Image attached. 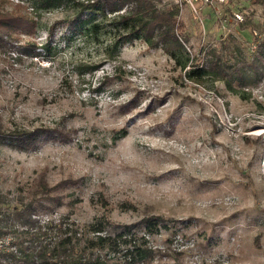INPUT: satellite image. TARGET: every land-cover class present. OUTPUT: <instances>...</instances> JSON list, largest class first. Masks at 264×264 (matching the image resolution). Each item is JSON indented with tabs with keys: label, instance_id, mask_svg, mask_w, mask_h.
Here are the masks:
<instances>
[{
	"label": "rangeland",
	"instance_id": "rangeland-1",
	"mask_svg": "<svg viewBox=\"0 0 264 264\" xmlns=\"http://www.w3.org/2000/svg\"><path fill=\"white\" fill-rule=\"evenodd\" d=\"M17 2L38 26L0 40V206L43 178L59 200L40 220L98 229L84 264H264V0H162L179 42L110 50L74 3L0 7ZM23 129L41 130L27 148L1 134Z\"/></svg>",
	"mask_w": 264,
	"mask_h": 264
},
{
	"label": "trees",
	"instance_id": "trees-1",
	"mask_svg": "<svg viewBox=\"0 0 264 264\" xmlns=\"http://www.w3.org/2000/svg\"><path fill=\"white\" fill-rule=\"evenodd\" d=\"M66 1L79 7L80 14L88 13L89 18L77 20L80 26L88 22L82 32L96 36L106 26L109 32L112 31V41L106 44V48L109 50L122 46L128 39L140 38L151 46H156L165 40L180 41L177 29L181 23L177 18L179 12L177 4L159 6L158 3L162 0ZM61 2L62 0H32L33 6L45 9L58 6ZM27 7L20 2L15 3L12 9L0 7V40L11 37L13 42H16L21 33L35 32L38 20L27 11ZM94 15H100L101 18L90 21V17ZM13 34L16 35L15 38ZM262 59H264V38L258 42L256 57L250 63L251 69L256 75L259 61ZM207 67L209 74H212L213 77L227 75L225 62L221 63L219 59L210 60ZM259 71L262 74L263 68ZM234 72L238 76L235 79L239 84L247 82L242 69L235 68ZM1 131L4 130L0 128ZM8 132L1 134L4 137H9L12 144L21 148L30 147L41 135L40 129H23L19 132L9 130ZM30 193L31 196L27 197L26 202L21 199L19 204L11 207L6 205L2 208L0 206V264L86 263L92 257L95 239L99 235L94 233L98 229L95 228L92 231L84 226L80 230V227L76 226L74 222L65 223L62 217L55 224H52V219L40 220L36 215L39 207L49 208L45 201L52 197L48 184L43 178L35 188L34 186L30 188ZM50 200L53 203L59 198L55 196ZM146 219L158 221L160 217L151 216ZM8 221L10 224H7ZM49 230H53V232L48 234ZM91 232L93 236L88 235ZM7 237L10 239L6 245L4 240Z\"/></svg>",
	"mask_w": 264,
	"mask_h": 264
}]
</instances>
